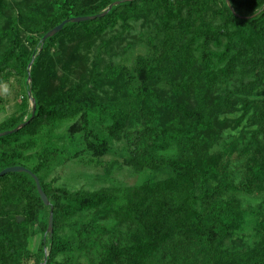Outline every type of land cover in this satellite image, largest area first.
<instances>
[{"label":"trees","instance_id":"trees-1","mask_svg":"<svg viewBox=\"0 0 264 264\" xmlns=\"http://www.w3.org/2000/svg\"><path fill=\"white\" fill-rule=\"evenodd\" d=\"M118 1L121 0H46L42 22L35 24L38 27L33 31L37 37L29 38L28 46L19 38L17 21L21 22V16L13 19V28L4 31L10 48L0 61V73L12 63L24 79L30 74L27 90L35 101V113L28 117L25 113L15 115L0 128L2 133L25 123L18 132L0 138V172L17 166L30 170L40 180L51 208L43 205L29 175L0 177V184H6L7 190L19 195V205L23 203L20 213L8 226L0 223V264H42L46 250L45 264L55 263L58 254L64 259L58 264H162L168 257L173 259L174 229H177V248L184 255L185 264H264V208L243 209L236 198L239 194L252 195L264 189V0H227L230 7L226 0H136L113 6L106 16L94 21L69 22L54 37L42 41L62 22L100 15ZM146 7L156 11V31L163 36L159 47L146 45L147 51L134 57L128 55L126 64H110L103 71L92 72L88 81L70 88L63 82L54 84L55 63L48 59L51 45L72 41L82 31L93 29L94 34H103L115 29L119 22L126 24L135 19L141 8ZM2 8L0 3V17ZM200 39L203 43L198 45ZM222 40L225 44L218 52L215 49L220 48ZM208 45L214 49H208ZM198 48L204 52L202 74L210 87L216 78L224 82L240 74L235 69L239 60L243 76L252 78V82L234 94L224 92L212 106L209 98L213 92L204 99L200 94L194 96L197 102L194 110L175 105L173 112V105L159 104L163 112H173L179 125L174 131L155 128L159 99L152 92V84L165 76L182 73L183 67L193 62V49ZM247 48L253 53L250 57L245 55ZM213 61L215 64L210 66ZM113 81L121 84L127 93L126 113L110 112L94 93ZM194 87L198 93L197 85ZM237 93L239 96L234 99ZM236 106H240L241 116L233 122L234 129L246 118L248 126H256L257 130L239 131L214 155L203 151L194 131L201 135L213 132L218 111L226 113ZM93 109L109 116L111 125L102 127L104 135L109 140L123 141L126 166L140 173L169 170L171 176L125 190L123 207L116 205L115 197L104 191L69 193L51 190L42 184L40 174L48 171L53 162L74 159L77 153L73 156L68 153L65 157L59 149L45 148L30 157L34 164L29 167L24 155L28 147L23 139L43 127L78 118L69 127L68 135H80L87 151L95 157L104 156L107 139L96 140L94 136L92 139ZM248 135L249 142L234 153ZM172 146L177 153L168 158L165 152ZM239 162L244 179L236 185L232 175L238 171L235 164ZM50 211L51 233L48 232ZM112 212L139 220V230L127 235V243L105 239L108 232L99 222ZM87 214L88 222L79 218ZM249 218L254 222L249 247L244 251L222 250L221 245L237 231L250 226ZM18 219H22L20 223ZM71 219L74 220L72 237L64 240L59 234ZM37 236L41 237L37 249L30 251L29 241ZM166 251H172L170 256Z\"/></svg>","mask_w":264,"mask_h":264},{"label":"rangeland","instance_id":"rangeland-1","mask_svg":"<svg viewBox=\"0 0 264 264\" xmlns=\"http://www.w3.org/2000/svg\"><path fill=\"white\" fill-rule=\"evenodd\" d=\"M0 3L3 6L0 17L1 61L6 51L10 48L4 31L10 27L13 28V19L15 20L18 16H21V22L17 21L19 22L17 24L19 38L28 46V39L37 37L33 31L38 27L36 25L42 22L46 0H0ZM155 12L153 8H141L135 19H130L126 24L119 22L113 30L99 35L94 34L93 29L89 32L82 31L72 41L67 40L51 45L48 59H51L55 63L54 67L57 78L54 84L58 85L60 82H63L66 88H70L88 81L92 72L103 71L110 64L113 66L126 64L128 55L129 57L131 55L134 57L136 54L147 51L146 45L159 47L163 36L159 35L156 31L157 19ZM33 14L35 16H32ZM30 16L34 18L30 19ZM197 43L198 45L203 43L202 39L198 40ZM220 44V48L215 49L218 52L222 50L225 40H222ZM208 49L212 50L214 48L208 45ZM193 50L195 51V49ZM247 50L246 56L250 57L253 55L250 48H247ZM194 51H192L194 54L192 64L187 65V67L184 66L182 73L176 68L179 71L178 73L172 74L170 77L165 76L161 80L154 82L151 86L154 96L159 99L156 103L157 118L155 128L157 129L177 130L179 124L176 123L173 117V112L176 109L175 105L184 106L188 111L194 110L197 104L194 96L197 94H200L201 98L204 99L206 96L209 97L213 92V95L209 98L212 106L215 99L223 97L224 92L229 91L234 94L237 92V89H241L252 82V78H245L243 76L239 60L235 63V69L240 74L236 73L228 81L224 82H222L220 77L216 78L211 83L212 87H210L208 81L203 79L202 74L204 69L201 64L204 52L202 48ZM213 64H215L214 61L210 63V66ZM29 70L30 68L28 67ZM0 80V128H2V125L15 115L25 113L26 117H28L32 114L33 104L31 93L27 90V80L13 67L12 63L3 73H0ZM117 83L113 81L110 84H104L94 93L98 102L110 112L123 111L126 113L129 109L128 96L121 84ZM193 84L197 85L198 93L194 92L196 88ZM238 96L239 93L235 94L233 98L237 99ZM187 101H189V104H187ZM159 104L173 105V112H163L159 109ZM239 107L230 108L226 113L218 111L213 120L215 128L213 132H204L201 135L199 131H194V134L199 136L203 151L214 155L219 153L226 144L232 141L231 139L239 131L247 129L248 133H252L257 130L256 126H248L246 118L240 123L238 131L234 129L233 122L241 116ZM77 120L78 118L73 121H62L51 124L46 128L43 127L33 136L23 139L25 145L28 147L24 155L28 159L26 160V165L29 167H32L34 164L33 160L31 162L30 157L45 148L59 149L65 154V157H68V153L70 156L77 153L74 159L70 158L64 159V162L58 160L53 162L48 171L40 174L42 184L48 185L51 190L61 189L69 193H95L104 191L115 197L116 205L123 207L125 203L122 196H124L123 192L125 190L139 188L147 182L163 181L171 176L169 170H147L140 173L132 167L126 166L124 164L126 151L123 147V141L107 139L102 127L110 126L111 120L109 116L101 115L96 109H93L92 117L90 118L92 139L93 136L96 140H101V138L107 139V152L101 157L93 156L85 148L84 141L80 135L74 137L68 135L69 127ZM129 126L130 124H127V127ZM249 138L250 135L245 140H242V142L240 141L239 148L234 153L240 152V149L249 142ZM165 153L166 157L171 158L176 155L177 149L175 146H172ZM235 167L238 171H234L235 173L232 177L234 184L239 185L243 182L244 172L241 169L240 162L235 164ZM6 187V184H0V223L3 226H8L13 221V217L20 213L23 206V203L19 205V195L7 190ZM196 193L198 194V192ZM236 198L243 209L258 211L264 208V189L252 195L239 194ZM79 218L84 222H88L90 219L88 214L82 215ZM73 222L74 220L72 219L67 221L63 231L59 234L64 240L72 237ZM99 224L106 227L108 232L106 240L111 238L114 242L121 244L125 243L128 234L139 230V220L136 217L126 218L114 212L103 218ZM248 224H250L248 228L237 231L226 243L221 245V249L230 251L246 250L251 244V238H253L251 231H253L254 222L252 218L248 219ZM172 232L175 235V237L173 236L174 243H176L173 249L174 253L172 254L173 259L170 260V257H168L165 263L162 264H185L184 255L177 248V241L179 240L176 234L177 229L172 230ZM40 239V236L30 239L28 247L30 251H36ZM172 251H166L167 256H170L169 253ZM45 253L48 256L47 250ZM46 257L43 262L44 264L46 263ZM63 261V256L58 254L53 264Z\"/></svg>","mask_w":264,"mask_h":264},{"label":"water","instance_id":"water-1","mask_svg":"<svg viewBox=\"0 0 264 264\" xmlns=\"http://www.w3.org/2000/svg\"><path fill=\"white\" fill-rule=\"evenodd\" d=\"M131 1H136V0H123V1H118V2H115L113 3V5H111L106 11H104L103 13H101L100 15H96V16H91V17H82V18H75L71 21H64L62 22L60 25H58L57 27H55L54 29H52L50 32H48L42 39V41H46L47 39H50L52 37H54L56 34H58L65 25H67L69 22H72L74 24H79V23H84V22H89V21H94L96 19H100V18H103L104 16H106L108 14V12L110 11V9L113 7V6H118L120 5L121 3H127V2H131ZM227 1V0H226ZM227 5L230 7L228 1H227ZM30 68V66H29ZM27 82L30 83V74H28V79H27ZM32 101V104H33V112H32V116L34 115V112H35V101L34 99H31ZM25 126V123L19 125L16 129L12 130V131H7V132H2L0 133V138L2 137H5V136H8V135H11L13 133H16L18 132L20 129H22L23 127ZM20 173H23V174H26V175H29L32 180L34 181L35 183V187H36V190H37V193L43 203V205L45 207H50V203L45 195V193L43 192L42 188H41V185H40V182H39V179L36 177V175H34L30 170L24 168V167H20V166H17V167H11V168H7L3 171L0 172V177H3L5 175H9V174H20ZM51 208V207H50ZM22 219H18L17 221L20 223ZM52 226H53V215H52V212L50 211L49 213V219H48V232L51 233L52 232ZM47 256V254L45 253V257ZM44 264V263H43Z\"/></svg>","mask_w":264,"mask_h":264}]
</instances>
